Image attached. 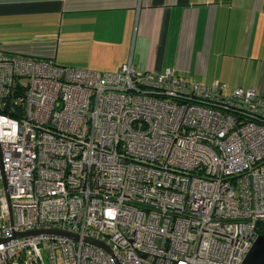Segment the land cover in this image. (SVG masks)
<instances>
[{"label":"built area","instance_id":"1","mask_svg":"<svg viewBox=\"0 0 264 264\" xmlns=\"http://www.w3.org/2000/svg\"><path fill=\"white\" fill-rule=\"evenodd\" d=\"M0 148V264H241L264 234L253 88L226 94L130 60L82 69L0 43Z\"/></svg>","mask_w":264,"mask_h":264},{"label":"crops","instance_id":"2","mask_svg":"<svg viewBox=\"0 0 264 264\" xmlns=\"http://www.w3.org/2000/svg\"><path fill=\"white\" fill-rule=\"evenodd\" d=\"M6 52L178 75L264 95V0H0Z\"/></svg>","mask_w":264,"mask_h":264},{"label":"water","instance_id":"3","mask_svg":"<svg viewBox=\"0 0 264 264\" xmlns=\"http://www.w3.org/2000/svg\"><path fill=\"white\" fill-rule=\"evenodd\" d=\"M9 102L10 100L7 99L6 104L3 107V113H8ZM0 177L2 180L3 190L7 195V183L4 176L1 148H0ZM58 233L69 235L62 231H58ZM241 264H264V234H259L256 236Z\"/></svg>","mask_w":264,"mask_h":264},{"label":"trees","instance_id":"4","mask_svg":"<svg viewBox=\"0 0 264 264\" xmlns=\"http://www.w3.org/2000/svg\"><path fill=\"white\" fill-rule=\"evenodd\" d=\"M26 85H25V83L23 82V81H19V83H18V90H17V93H16V97L17 98H15L16 100L18 99L19 101H20V99L19 98H21V94H23V91H24V87H25ZM12 98H13V96H12ZM20 115L21 114V109L18 107V108H16V111H15V114H13V115Z\"/></svg>","mask_w":264,"mask_h":264},{"label":"rangeland","instance_id":"5","mask_svg":"<svg viewBox=\"0 0 264 264\" xmlns=\"http://www.w3.org/2000/svg\"><path fill=\"white\" fill-rule=\"evenodd\" d=\"M232 91H233V89L230 92H227V91L224 90V93L229 94V93H232Z\"/></svg>","mask_w":264,"mask_h":264}]
</instances>
